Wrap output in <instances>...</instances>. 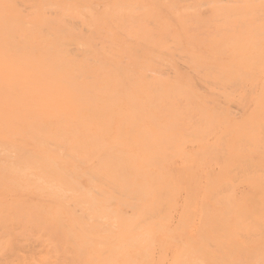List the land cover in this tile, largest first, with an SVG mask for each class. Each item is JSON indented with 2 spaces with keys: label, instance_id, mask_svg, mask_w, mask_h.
<instances>
[{
  "label": "rangeland",
  "instance_id": "1",
  "mask_svg": "<svg viewBox=\"0 0 264 264\" xmlns=\"http://www.w3.org/2000/svg\"><path fill=\"white\" fill-rule=\"evenodd\" d=\"M0 264H264V0H0Z\"/></svg>",
  "mask_w": 264,
  "mask_h": 264
}]
</instances>
